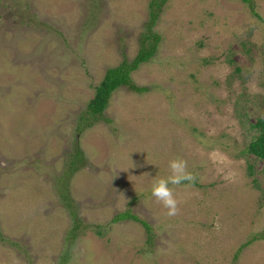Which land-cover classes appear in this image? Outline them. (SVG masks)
Listing matches in <instances>:
<instances>
[{"label":"rangeland","instance_id":"374dc122","mask_svg":"<svg viewBox=\"0 0 264 264\" xmlns=\"http://www.w3.org/2000/svg\"><path fill=\"white\" fill-rule=\"evenodd\" d=\"M151 1L0 0V264H264V160L245 152L264 120V0L262 19L243 0H168L131 74L147 89L120 86L79 130ZM176 158L198 178L170 185L169 217L151 189ZM125 210L152 240L113 221Z\"/></svg>","mask_w":264,"mask_h":264},{"label":"trees","instance_id":"16d2710c","mask_svg":"<svg viewBox=\"0 0 264 264\" xmlns=\"http://www.w3.org/2000/svg\"><path fill=\"white\" fill-rule=\"evenodd\" d=\"M168 0H152L150 3V18L146 22V27L139 39V49L133 60H129L125 55L123 60L112 67H109L106 71L104 78L101 82L95 87V95L89 101L86 111H84L79 118V130L92 127L97 120L102 117L105 109L110 101V98L114 91H116L120 86L127 85L129 88L136 91H145L147 86H138L132 80V72H134L139 65L144 62H147L154 58L159 50V45L162 40V35L158 30H156V25L158 24L160 14L162 13L163 6ZM251 9V12L254 13L257 17L262 19V16L255 8L254 0H243ZM234 63L233 60H231ZM236 71L241 72V67L236 66ZM253 128L258 131L253 136L250 144L245 148V152L253 154L254 156L264 160V120L259 118L257 122L252 125ZM82 151L77 149L76 153L72 155L71 168L72 171H77L83 165L82 162ZM197 183V182H195ZM65 187H68L67 185ZM264 193V190H263ZM66 204L69 206V209L72 213V216L77 219L76 212L73 209V201L70 198L68 190H64L62 193ZM264 197V196H263ZM133 219L140 221L145 225L149 232V239L152 240V229L150 224L134 214L132 210H125L117 214L114 218V222ZM101 233V231L99 230ZM72 233V232H71ZM73 232V236H74ZM151 242V241H150ZM250 242V241H249ZM247 244V243H246ZM244 246V245H243ZM242 248V247H241Z\"/></svg>","mask_w":264,"mask_h":264},{"label":"clouds","instance_id":"9594fccd","mask_svg":"<svg viewBox=\"0 0 264 264\" xmlns=\"http://www.w3.org/2000/svg\"><path fill=\"white\" fill-rule=\"evenodd\" d=\"M169 169L171 174L167 178L158 179L153 183L151 195L167 209V216L174 217L180 213L181 201L177 199L174 187L170 185L179 186L184 182H188L189 185L195 184L198 173L190 172L187 161L181 158L169 161ZM216 227L219 229L220 225L217 224Z\"/></svg>","mask_w":264,"mask_h":264}]
</instances>
